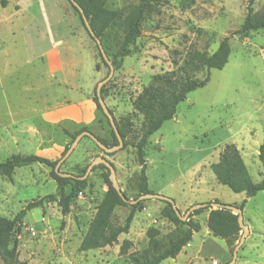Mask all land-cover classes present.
<instances>
[{"label": "rangeland", "instance_id": "374dc122", "mask_svg": "<svg viewBox=\"0 0 264 264\" xmlns=\"http://www.w3.org/2000/svg\"><path fill=\"white\" fill-rule=\"evenodd\" d=\"M138 2L105 0V7L124 17ZM249 7L255 13H264V0H161L156 4L145 15L130 55L102 87L103 101L114 120L128 122L125 145L106 154L84 137L59 167L60 172L82 176L94 158L103 157L114 167L115 179L125 196L138 198L140 166L133 145L140 137L143 117L133 110L134 99L155 74L175 70L173 60L181 64L190 51L212 54L221 40L229 38L226 65L209 71L208 83L187 95L174 118L164 122L145 147L152 194L173 200L181 216L196 204H207L193 211H199L197 214L187 215L200 226L187 248L161 264H228L233 250L224 240L212 236L206 220L214 209L211 203L238 205L243 200V223L249 233L234 264H264V191L251 198L234 194L218 184L210 170L224 146L232 144L252 180L263 178L258 148L264 144V30L243 37L234 35ZM61 37L68 40L58 46L62 58L79 61L80 73L70 84L61 80V74L47 75L42 61L44 52ZM121 38V27L116 24L106 44L108 57ZM108 73L69 0H7L6 7L0 6V162L13 155L58 160L72 141L70 135L85 125H92L94 135L112 143L111 127L92 101L96 84ZM205 75L203 71L196 78ZM82 94L95 106L91 123L78 124L69 119L53 122L60 109L74 104ZM50 171L45 165L32 164L15 169L11 178L0 176L2 217L13 219L26 204L53 197L42 207L26 211L14 233L19 260L26 264H131L128 255L147 248L149 227L159 230L158 239L163 243L186 230V226L176 227L161 216L164 202L148 199L140 201L128 233L119 235L116 243L80 252L78 247L96 207L108 191L104 178L107 172L101 165L95 166L82 180L85 186L77 190L70 180L55 181ZM71 191L68 212L63 214L60 203ZM130 206L115 208L113 226L124 224ZM124 241L129 244L121 254Z\"/></svg>", "mask_w": 264, "mask_h": 264}, {"label": "trees", "instance_id": "16d2710c", "mask_svg": "<svg viewBox=\"0 0 264 264\" xmlns=\"http://www.w3.org/2000/svg\"><path fill=\"white\" fill-rule=\"evenodd\" d=\"M160 1L161 0H139L138 4L133 6L130 11L122 17L119 12L108 10L105 7V0H75L83 10L95 36L100 40L106 55L108 50L106 44L110 35V30L116 24L120 25L122 30L121 41L109 56L114 70L120 69L124 58L130 55L132 46L135 45L136 40L140 36V27L145 15L151 12L153 7ZM0 6L2 8L6 7L7 0H0ZM71 6L78 14L85 28L79 11L72 4ZM85 30L87 31L86 28ZM258 30H264V13H255L252 8L249 7L241 27L234 32V35L243 37L249 32ZM89 37L91 38L90 35ZM98 54L101 61L106 65L99 50ZM229 55V38L221 40L217 49L212 54H208L204 51H190L181 64L176 60L172 61L176 67L175 70L162 74H155L151 82L144 87L134 99L133 110L143 117L140 137L133 145L136 159L140 166L138 175L139 196L152 194L148 189L146 176L145 147L148 144V139L161 128L164 122L174 118L178 105L187 98L190 92L202 88L208 83L209 71L211 69H222L226 65ZM203 71L206 73L205 77L203 79L196 78V74ZM103 94L104 90L101 89V97L104 100ZM92 101L96 109L103 114L97 101L96 94H94ZM103 116L105 117L104 114ZM127 123V120L120 122L115 121L116 129L123 139L124 145L125 138L129 133ZM91 128H93L92 125L80 127L75 133L70 135L71 140L73 141L77 135L85 131L93 134ZM94 136L107 147L117 145V139L112 128V143L110 144L106 140L96 135ZM69 145L65 147L61 156L66 152ZM258 159L263 169V178L259 182H254L252 180L238 150L232 144L224 146L219 153L217 162L210 165V170L218 184L227 187L234 194H244L246 197L251 198L258 192L264 191V144L260 145L258 148ZM58 160H50L37 155H13L5 162H0V176L11 178L14 170L17 168L27 167L32 164H42L51 169L50 175L55 181L61 183L70 180L73 182V189L78 190L83 188L85 186V181L72 178H61L55 173L54 168ZM101 168L107 172L104 178L108 186V191L96 207L95 214L78 247L80 252L99 249L116 243L119 235L128 233L134 213L137 209H140V202L131 205L130 212L125 218L124 224L118 227L112 225L111 217L115 208L127 203H124L113 189L109 181V170L103 165H101ZM122 193L125 196L123 191ZM72 197L73 193L71 191V193L62 198L60 207L63 214L68 212ZM45 200H53V197L46 196L26 204L25 208L17 213L13 219L0 216V260L3 264H26V262L19 260L17 250L18 242L14 238V233L22 224L26 211L42 207ZM164 203L166 205L160 212L161 216L176 227L180 225L186 226V230L170 238L167 243H163L158 239L159 230L155 227H149L146 230V236L148 238L147 248L141 253L133 252L129 254L128 259L131 264H161L167 259H175L182 249L190 243L193 233L199 232L200 226L198 223L191 221L189 218H187L186 221H181L171 205L166 202ZM245 203L246 201L243 200L240 204L233 206L243 211ZM198 212L199 211H195V214ZM195 214L193 213V215ZM206 226L212 236L224 240L230 250L234 249L240 239L242 230L238 225L237 215L233 214L231 211L225 209L210 210L207 216ZM128 244V241H124L123 245L120 247L121 254L126 253V246Z\"/></svg>", "mask_w": 264, "mask_h": 264}, {"label": "water", "instance_id": "95a60500", "mask_svg": "<svg viewBox=\"0 0 264 264\" xmlns=\"http://www.w3.org/2000/svg\"><path fill=\"white\" fill-rule=\"evenodd\" d=\"M69 2L79 11L81 18L83 20V23L85 25V28L87 29L89 35L91 36V38L94 40L95 45L97 46L104 62L106 63V65L109 68V73L107 75V77L101 81H99L96 84L95 87V94L97 97V101L101 107V110L103 112V114L105 115V117L107 118L111 128L114 131V134L116 136L117 139V145L112 146V147H107L105 146L103 143H101L93 134H91L90 132H82L79 135H77L75 137V139L72 141V143L70 144V146L68 147V149L66 150V152L63 154V156L58 160V162L56 163V166L54 168L55 173L61 177V178H72V179H79V180H83L86 178V176L91 172V170L98 165H103L105 166L108 170H109V181L111 182V185L113 187V189L116 191V193L118 194V196L121 198V200L124 203H127L128 205H135L140 201H144V200H148V199H153V200H159L162 202H166L169 203L172 207V209L174 210V212L176 213V215L178 216V218L181 221H186L187 220V215L189 213H193L194 210L199 209V208H204L207 206V204H196L193 207H191L187 213L184 216H181V214L179 213V211L176 209L175 203L173 202V200L161 196V195H156V194H146V195H141L139 196L137 199L135 200H128L122 193V190L120 189L119 184L117 183L116 179H115V169L112 166L111 163H109L105 158L103 157H96L93 159V161L87 166L85 173L82 177H76L72 174L69 173H62L59 171V167L61 166V164L71 155V153L73 152V150L77 147L78 143L84 138L87 137L89 138L91 141H93L95 143V145L102 150L104 153L106 154H111L114 153L116 151H118L119 149H121L123 147V139L121 138L119 132L116 129L115 126V121L114 118L112 116V114L110 113L109 109L106 107L102 97H101V89L103 87V85L108 82L110 80V78L113 75L114 72V68L111 64V61L108 59L100 40L95 36L94 32L92 31L89 22L86 18V16L83 13V10L81 9V7L75 2V0H69ZM250 198V197H247ZM211 208L214 209H225L228 211H231L233 214L237 215V222L239 227L242 230V235L240 237L239 242L236 244V246L233 249L232 252V258L231 261L228 264H234L236 257H237V252L238 249L240 248V246L242 245L243 241H244V237L245 235H247L249 233L248 228L244 225L243 223V215H242V210L238 209L237 207L233 206V205H225V204H221V203H211L210 204Z\"/></svg>", "mask_w": 264, "mask_h": 264}, {"label": "crops", "instance_id": "0c3cea01", "mask_svg": "<svg viewBox=\"0 0 264 264\" xmlns=\"http://www.w3.org/2000/svg\"><path fill=\"white\" fill-rule=\"evenodd\" d=\"M58 40V44H53L44 52V58L42 59V61L46 67L47 75L55 76L57 74H61V80L65 84H70L73 82V79H75L80 73L79 61L73 57L63 59L58 46L65 45L68 40L63 37L58 38ZM94 72L96 73L95 70ZM94 77L95 74L91 76L90 82L94 79ZM88 85H86L85 88H88ZM72 87L79 89L83 88L84 86L82 87L73 85ZM73 103L74 104H72L71 106L60 109L55 114V119L53 122L69 119L78 124H88L93 121L95 106L91 100H88L86 96L82 94L81 97L75 100ZM187 246H185L184 248H187ZM184 248L182 249V251L184 250Z\"/></svg>", "mask_w": 264, "mask_h": 264}]
</instances>
